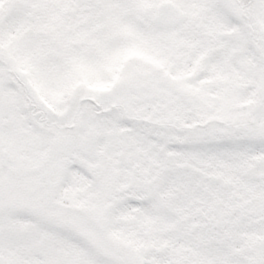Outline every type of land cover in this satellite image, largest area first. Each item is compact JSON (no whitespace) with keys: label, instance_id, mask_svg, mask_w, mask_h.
Listing matches in <instances>:
<instances>
[{"label":"snow or ice","instance_id":"snow-or-ice-1","mask_svg":"<svg viewBox=\"0 0 264 264\" xmlns=\"http://www.w3.org/2000/svg\"><path fill=\"white\" fill-rule=\"evenodd\" d=\"M0 264H264V0H0Z\"/></svg>","mask_w":264,"mask_h":264}]
</instances>
